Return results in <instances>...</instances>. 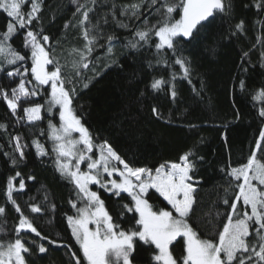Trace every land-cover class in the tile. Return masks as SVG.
Returning a JSON list of instances; mask_svg holds the SVG:
<instances>
[{
	"label": "trees",
	"instance_id": "trees-1",
	"mask_svg": "<svg viewBox=\"0 0 264 264\" xmlns=\"http://www.w3.org/2000/svg\"><path fill=\"white\" fill-rule=\"evenodd\" d=\"M31 2L27 0L22 6L25 15ZM38 2L41 10L37 18L27 29L17 28L10 41L27 58L24 62L29 68L27 79H33L30 49L23 45L25 33L30 29L49 37L46 48L62 67V75L67 78L65 87L75 89L70 93L72 108L91 132L94 144L106 141L129 166L153 170L166 162H180L184 153H192L194 168L190 175L195 191L188 222L202 239L218 240V233L227 222L229 205L238 192L236 185L240 183L229 174L230 170L247 162L260 131L264 130V117L259 115L264 99H255L264 89V0H230L228 12H218L209 18L191 41L182 39L175 55L165 49L166 64L157 62L161 57L154 47L158 42L154 35L149 43L140 42L137 49L129 46L130 41L138 39L135 35L138 30H146L161 19L155 7H160L163 0L155 7L147 0ZM132 5H141L138 16L132 15ZM86 9H93L89 11L91 24H81ZM173 17L179 18L175 13ZM241 21L242 31L236 27ZM10 22L13 19L0 10V33ZM85 27L98 37L87 56L88 68L80 66L81 57L86 54ZM109 36L114 38L111 45ZM110 46L111 52L107 50ZM177 58L185 60L187 76L175 63ZM4 67L11 70L15 66ZM48 68L53 70L54 65ZM19 79L0 72V89L10 90L18 85ZM155 80L164 81L159 89L151 86ZM27 87L31 89L32 85ZM49 94L50 89L42 86L40 95L31 98L32 102L44 105L42 119L32 123L22 110L32 106L31 103H22L13 114L0 96V124L6 126L0 128V207L5 209L0 214V242L17 238L15 229L22 212L41 233L40 236L27 230L20 233L30 249V255L25 256L27 264H75L76 258L87 264L67 223V216L76 213L70 201H78L79 197L74 184L57 170L48 123L51 120L59 125V114L58 107L52 113L47 111ZM17 136L23 146V158L16 147ZM34 141L44 146L47 156L37 154ZM98 151L94 148V158ZM257 158L264 159V153L257 152ZM16 172L21 176L14 181L12 199L20 212L7 196L9 178L15 177ZM21 180L25 184L23 190L19 189ZM91 188L98 191L110 213L114 204L130 199L122 193L117 201L99 186ZM148 198L154 209L171 210L155 190L149 191ZM225 198L229 199V205L223 203ZM32 205L39 206L41 212L33 213ZM243 210L238 205V211ZM41 244L47 248L45 253L38 250ZM148 247L142 249L137 245L139 257L134 264H160L154 260L155 253L144 250ZM171 250L178 256L183 248L174 244Z\"/></svg>",
	"mask_w": 264,
	"mask_h": 264
},
{
	"label": "snow or ice",
	"instance_id": "snow-or-ice-1",
	"mask_svg": "<svg viewBox=\"0 0 264 264\" xmlns=\"http://www.w3.org/2000/svg\"><path fill=\"white\" fill-rule=\"evenodd\" d=\"M26 2L27 0H0V10L13 19V22L6 25L5 31L0 33V72H4L9 78H20L18 85L10 90L0 89V96L13 114H16L22 103H31L32 106L22 110L26 120L32 123L42 119L44 105L32 102L31 98L40 95L42 86L50 89L47 111L51 113L53 108L58 106L59 114V126L51 120L48 123L50 138L53 141L52 151L56 155L55 163L60 174L74 184L79 197L78 201H70L76 213L67 216V223L87 264H134L139 257L138 244L142 249L145 245L149 246L144 250L155 253L154 260L160 264H264V159L257 158V152L264 153V130L260 131L255 150L247 162L230 170L229 174L240 183L236 185L238 192L235 193L232 203L229 205L228 198L223 200L225 205H229L230 212L222 231L218 233V240L202 239L188 222L194 202L192 193L195 191L191 182L194 178L190 175L194 168L190 160L191 152L184 153L180 162H166L153 170L129 166L106 141L103 144H94L91 132L72 108L70 93L75 89L65 87L67 78L62 75V67L50 57V51L46 48L49 37L30 29L25 33L23 45L30 49V72L33 79H27L29 68L24 64L27 58L10 43L17 28L27 29L41 10V2L32 0L30 11L25 15L22 6ZM147 2L155 7L159 0ZM131 7L134 9L132 15L138 16L141 5ZM230 8V0H163L160 7H155V12L161 19L146 30H138L135 33L138 39L130 41L129 46L137 49L141 46L140 42L147 44L154 35L158 38L154 47L161 57L157 62L166 64L165 49L172 50L175 55L181 47L182 39L191 41L194 34H198L205 26V22H209V18H214L218 12L226 13ZM178 9L180 11H177ZM92 10L86 9L82 12L81 24H91L89 11ZM174 13L178 19L173 17ZM121 26L127 27L123 24ZM236 27L242 31L243 21ZM83 36L87 44L86 54L82 55L80 66L88 68L87 56L91 54L92 46L98 37L96 34H90L88 27L84 28ZM113 39L112 36L108 37L110 45ZM107 50L111 52L112 47ZM175 63L184 69L187 76L189 69L185 66V60L177 58ZM4 65L15 67L7 70ZM49 65H54L53 70H49ZM73 68H76L75 64ZM163 83V80H155L151 86L153 89H159ZM27 85H32V88L29 89ZM84 87H87V84ZM240 87L243 89V81ZM172 95L174 97L175 92ZM255 99H264V89L258 92ZM259 115L264 117V107L260 108ZM0 128L6 126L0 124ZM14 139L19 155L23 158L20 137ZM34 143L38 155H48V151L39 141ZM94 148L99 149L96 158ZM15 163L13 160V164ZM82 164L86 170L81 169ZM19 176L21 173L16 172L15 177L9 178L7 186L8 199L17 212H20V207L12 199V193L14 181ZM92 185L104 189L117 201L122 193L127 194L130 199L127 203L114 204L110 213L98 191L92 190ZM24 188V181L21 180L19 189ZM150 190H155L163 197L171 206V210L159 207L154 209L148 198ZM80 202H83L82 206L78 207ZM238 205L244 209L242 213L238 211ZM30 207L33 213L41 212L37 205ZM4 212L5 209L0 207V214ZM25 230L37 236L41 235L21 212L19 224L15 229L17 238L7 243L0 242V264H27L25 256L30 255V249L20 236ZM174 244L183 248L178 256H174L171 250ZM38 250L45 253L47 248L41 244ZM72 256L75 257L76 254L72 253ZM75 264H81V258H76Z\"/></svg>",
	"mask_w": 264,
	"mask_h": 264
},
{
	"label": "rangeland",
	"instance_id": "rangeland-1",
	"mask_svg": "<svg viewBox=\"0 0 264 264\" xmlns=\"http://www.w3.org/2000/svg\"><path fill=\"white\" fill-rule=\"evenodd\" d=\"M49 98H50V97H49ZM49 98H48V99H49ZM57 107H58V106H57ZM47 108H48V101H47ZM55 108H56V107H54L53 110H54ZM52 112H53V111H52ZM52 112H51V113H52ZM57 126H59V125H57ZM74 135H77V136H78V134H74ZM50 139H51V138H50ZM51 140H52V139H51ZM52 147H53V141H52ZM98 155H99V151H98V154H97L96 157H98ZM96 157H95V158H96ZM120 167L122 168V165H120ZM82 170H86L84 164H83V169H82ZM105 178L108 179V177H106V176H105ZM191 182H192L193 185H194V180L191 181ZM194 188H195V187H194ZM192 195H193V193H192ZM174 215H176V213H175Z\"/></svg>",
	"mask_w": 264,
	"mask_h": 264
}]
</instances>
